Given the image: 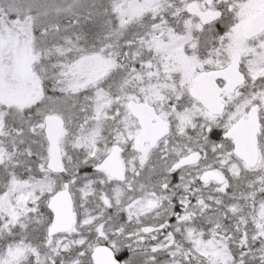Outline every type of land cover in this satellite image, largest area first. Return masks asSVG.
I'll return each instance as SVG.
<instances>
[{
	"label": "snow or ice",
	"instance_id": "obj_1",
	"mask_svg": "<svg viewBox=\"0 0 264 264\" xmlns=\"http://www.w3.org/2000/svg\"><path fill=\"white\" fill-rule=\"evenodd\" d=\"M0 264H264V0H0Z\"/></svg>",
	"mask_w": 264,
	"mask_h": 264
}]
</instances>
